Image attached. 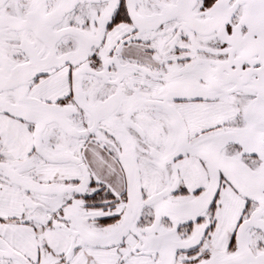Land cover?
<instances>
[{"label":"snow or ice","instance_id":"obj_1","mask_svg":"<svg viewBox=\"0 0 264 264\" xmlns=\"http://www.w3.org/2000/svg\"><path fill=\"white\" fill-rule=\"evenodd\" d=\"M0 264H264V0H0Z\"/></svg>","mask_w":264,"mask_h":264}]
</instances>
